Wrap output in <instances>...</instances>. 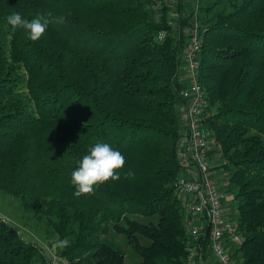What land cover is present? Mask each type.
I'll return each mask as SVG.
<instances>
[{
  "label": "trees",
  "instance_id": "trees-1",
  "mask_svg": "<svg viewBox=\"0 0 264 264\" xmlns=\"http://www.w3.org/2000/svg\"><path fill=\"white\" fill-rule=\"evenodd\" d=\"M150 1L0 0V190L69 240L58 251L67 264H123L105 237L110 225L141 256L135 264H184L175 146L183 30L194 8L184 14L176 0L174 15L162 6L156 20ZM198 4L207 127L228 159L230 214L244 237L232 258L264 264V0ZM16 11L49 18L39 40L8 25ZM97 142L124 155L120 177L76 195L71 171ZM37 256L48 264L0 218V264Z\"/></svg>",
  "mask_w": 264,
  "mask_h": 264
},
{
  "label": "built area",
  "instance_id": "built-area-1",
  "mask_svg": "<svg viewBox=\"0 0 264 264\" xmlns=\"http://www.w3.org/2000/svg\"><path fill=\"white\" fill-rule=\"evenodd\" d=\"M194 12L184 31L180 53L182 84L178 89L177 141L175 155L180 171L175 188L182 197L183 223L186 230L184 264H236L230 248H238L243 234L232 218L233 195L228 159L222 144L207 127L212 110L199 81L202 29L197 20L199 0H191ZM176 0H151L150 9L158 20L160 8L174 15ZM169 22V21H168ZM164 31L159 33V38ZM48 264H67L53 258Z\"/></svg>",
  "mask_w": 264,
  "mask_h": 264
},
{
  "label": "clouds",
  "instance_id": "clouds-1",
  "mask_svg": "<svg viewBox=\"0 0 264 264\" xmlns=\"http://www.w3.org/2000/svg\"><path fill=\"white\" fill-rule=\"evenodd\" d=\"M8 25L13 30L21 28L26 31L28 37L33 40H39L48 28L50 20L45 15H38L32 19L25 18L21 12L16 11L5 17ZM124 155L118 148L106 142H97L90 146L83 154L77 166L71 171L70 182L75 188V194H88L94 191V187L108 181L119 179L118 171L124 165ZM131 175V172L127 173ZM58 247L63 248L69 244L67 238L57 239Z\"/></svg>",
  "mask_w": 264,
  "mask_h": 264
},
{
  "label": "rangeland",
  "instance_id": "rangeland-1",
  "mask_svg": "<svg viewBox=\"0 0 264 264\" xmlns=\"http://www.w3.org/2000/svg\"><path fill=\"white\" fill-rule=\"evenodd\" d=\"M184 14L191 10L193 4L191 0H185ZM199 5V4H198ZM233 204V203H232ZM137 220L138 222L147 223L152 221L156 223L157 216H129ZM0 218L5 220L9 225L18 231L20 236L30 243L36 244L43 252L46 261L55 258H60L59 247L56 244L57 235L48 228L44 220L39 221L37 216L33 212L24 211L19 200L14 196H11L0 190ZM120 225L122 222L119 223ZM105 237L113 241L121 250L123 254V264H135L141 261V256L135 252L132 247L128 244L126 236L121 233H117L110 225V229ZM139 241L143 245L150 243V240L138 235ZM49 263V262H48ZM35 264L42 263L40 257L35 258Z\"/></svg>",
  "mask_w": 264,
  "mask_h": 264
},
{
  "label": "crops",
  "instance_id": "crops-1",
  "mask_svg": "<svg viewBox=\"0 0 264 264\" xmlns=\"http://www.w3.org/2000/svg\"><path fill=\"white\" fill-rule=\"evenodd\" d=\"M48 261H50V260H48Z\"/></svg>",
  "mask_w": 264,
  "mask_h": 264
}]
</instances>
